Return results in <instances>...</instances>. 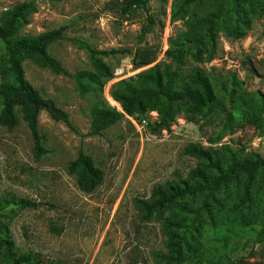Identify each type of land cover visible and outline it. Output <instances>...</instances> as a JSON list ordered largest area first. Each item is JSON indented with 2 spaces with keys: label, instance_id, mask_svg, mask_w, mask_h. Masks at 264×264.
I'll use <instances>...</instances> for the list:
<instances>
[{
  "label": "rangeland",
  "instance_id": "374dc122",
  "mask_svg": "<svg viewBox=\"0 0 264 264\" xmlns=\"http://www.w3.org/2000/svg\"><path fill=\"white\" fill-rule=\"evenodd\" d=\"M172 2L148 0L146 10L138 8L123 15V0H0V21L7 11L27 4V22L20 26L19 36L66 26L69 38L85 41L98 51L131 50V54L99 55L112 66L114 76L106 80L102 92L85 95L71 75L30 58L23 61L26 80L42 96L54 99L68 113L71 125L41 111L39 128L48 152L39 160L33 155L31 132L19 107L17 126H0V205L5 204L0 221L8 227L17 254H40L43 264H264V245L257 241L264 185L260 192H253L258 207L243 221L222 217L212 225L201 218L180 253L175 234L181 232L179 226L190 214L180 210V203L147 215L141 209L139 202L150 200L154 187L168 188L188 180L203 167L200 158L187 153L191 144L213 148L223 159L227 148L242 157L264 158V127L247 121L239 97L264 96V17L254 19L241 39L220 31L214 58L205 51L201 59H195L189 51L185 63L178 65L165 51L169 39L184 31L186 19H171ZM149 23L152 27L147 32ZM146 46H159L154 63L177 68L180 85L193 84V73L199 69L211 79L217 93L234 79L239 94L234 100L227 99L226 111L211 117H190L180 110L171 128L158 133L151 125L159 115L148 111L125 114L100 134H91V109L99 97L123 112L109 98L112 85L149 67L136 69L132 63L136 50ZM48 51L72 74L91 70L98 61L70 39L51 43ZM3 81L0 72V85ZM81 150L105 172L93 192L81 190L76 176L68 171L69 161ZM233 195L231 190L222 195L224 205L232 202ZM19 198L41 204L19 207L13 204Z\"/></svg>",
  "mask_w": 264,
  "mask_h": 264
},
{
  "label": "trees",
  "instance_id": "16d2710c",
  "mask_svg": "<svg viewBox=\"0 0 264 264\" xmlns=\"http://www.w3.org/2000/svg\"><path fill=\"white\" fill-rule=\"evenodd\" d=\"M147 6L148 0H123L121 12L126 15L138 8L146 10ZM27 7V4L16 6L7 11L0 21V72L4 80L0 85V126L14 129L20 123L17 112L19 107L31 132L33 155L39 160L48 152L39 128L41 111L46 110L55 120H62L69 125L71 122L68 113L54 99L42 96L26 80L23 61L30 58L57 73L71 75L77 81L80 93L85 95L93 91L102 92L106 80L114 76L112 66L102 61L99 55L118 52L131 54V50L98 51L85 41L69 38L66 26L38 35L19 36L20 26L27 22ZM262 17L264 0H173L171 19L185 18V29L175 38L169 39V48L165 54L178 65L185 63L189 51H192L195 59H201L205 51H208L210 58H214L219 49L220 31L233 39H241L252 28L253 20ZM151 25L147 24L145 31H150ZM63 39H70L87 48L90 57L98 60L93 69L72 74L61 60L51 55L49 45ZM159 49V46L138 48L132 55L134 67H149L112 85L111 96L120 103L123 112L103 97L95 101L91 109V134H100L119 122L125 114L144 115L148 111H157L159 115L158 120L151 125L152 130L158 133L171 128L180 110H184L190 117L196 114L211 117L226 111L227 99L234 100L239 94L238 83L234 79L217 93L211 79L199 69L193 73V84L180 85V72L177 68L170 64L154 63ZM239 97L245 105L247 121L264 127V96L255 94L252 97ZM186 151L200 158L203 167L195 170L188 180L168 188L154 187L150 200L139 202L144 215L154 209L162 211L176 203H180L181 211L190 214L191 218L179 226L181 232L175 234L178 253L182 252L184 245L188 246L187 239H192L197 223L203 217L212 225H216L222 217L232 216L235 220L243 221L246 215L258 207L259 200L253 192H260L264 185V158L260 155L242 157L227 148L223 159L217 150L196 144H191ZM68 171L76 176L79 188L85 192H93L105 176L104 170L95 163L94 158L83 150L69 161ZM229 190L234 191L232 202L224 205L222 195ZM13 204L36 208L41 203L19 198ZM49 205L55 206L53 203ZM3 209L5 204L0 205V210ZM258 218L261 230L257 241L264 245V209L260 210ZM40 256L32 252L17 254L8 227L0 221V260L3 264H43Z\"/></svg>",
  "mask_w": 264,
  "mask_h": 264
},
{
  "label": "bare ground",
  "instance_id": "6f19581e",
  "mask_svg": "<svg viewBox=\"0 0 264 264\" xmlns=\"http://www.w3.org/2000/svg\"><path fill=\"white\" fill-rule=\"evenodd\" d=\"M109 98H110V100H111L114 104H116V105H120V103L117 102V101L111 96V94H109Z\"/></svg>",
  "mask_w": 264,
  "mask_h": 264
}]
</instances>
